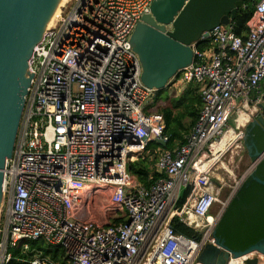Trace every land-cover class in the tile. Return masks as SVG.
Segmentation results:
<instances>
[{"label": "built area", "instance_id": "obj_1", "mask_svg": "<svg viewBox=\"0 0 264 264\" xmlns=\"http://www.w3.org/2000/svg\"><path fill=\"white\" fill-rule=\"evenodd\" d=\"M154 1L72 0L34 47V74L4 168L0 264L12 260L9 248L37 240L64 248L71 264H201L203 247L216 244L212 232L231 198L219 202L222 185L212 174L243 141L242 126L229 120L264 85V0H250L244 36L222 24L192 44L193 63L169 85L197 83L202 107L185 144L156 150L161 176L145 185L128 166L154 138L168 137L163 117L143 112L156 90L141 80L130 37ZM230 129L238 140L215 150ZM175 218L200 239L177 234ZM28 263L58 264L40 254Z\"/></svg>", "mask_w": 264, "mask_h": 264}, {"label": "water", "instance_id": "obj_2", "mask_svg": "<svg viewBox=\"0 0 264 264\" xmlns=\"http://www.w3.org/2000/svg\"><path fill=\"white\" fill-rule=\"evenodd\" d=\"M246 1L155 0L151 14L142 18L130 37V45L141 63L144 85L156 91L167 88L179 71L193 63L192 44L198 42L203 32L232 24ZM59 2L0 0V210L4 168L14 151L34 74L28 71V60ZM262 100L258 108L263 113L243 133V142L256 167L264 160V150L259 151L249 136L256 126L264 129V94ZM153 141L162 147L167 145L161 138ZM248 177L264 186L255 169ZM212 234L216 244L203 247L198 256L201 264H229L231 259H239L241 264H264V238L245 250H233L216 236L215 229Z\"/></svg>", "mask_w": 264, "mask_h": 264}, {"label": "trees", "instance_id": "obj_3", "mask_svg": "<svg viewBox=\"0 0 264 264\" xmlns=\"http://www.w3.org/2000/svg\"><path fill=\"white\" fill-rule=\"evenodd\" d=\"M254 6L247 0L238 9L234 31L238 36H244L247 31V22L251 18ZM199 48V47H198ZM264 90V85L261 87ZM176 90V88H175ZM202 107L201 91L197 83L186 85L181 94L169 93L168 87L155 92L153 99L144 108L145 115L159 114L165 122L164 135L168 137L166 150H173L186 142V137L195 124ZM249 141L256 144L259 151L264 150V129L256 126L252 129ZM227 139L220 143L226 144ZM156 143L151 142L147 151L142 157H137L128 166V172L139 182L149 185L161 175L154 170L157 161V152L154 147ZM217 150V147H216ZM255 174L264 180V160L255 168ZM188 190H184L187 195ZM122 220H114L117 224ZM201 219H197V224ZM171 227L177 234L187 238L200 239L201 233L188 227L175 218ZM216 236L225 241V244L233 250H245L264 238V186L251 177H248L238 188L231 198L216 228ZM12 260L7 264H28V261L35 255L41 253L58 264H71L68 262L64 248L46 244L43 240H37L29 244L27 250L21 247L10 249Z\"/></svg>", "mask_w": 264, "mask_h": 264}, {"label": "rangeland", "instance_id": "obj_4", "mask_svg": "<svg viewBox=\"0 0 264 264\" xmlns=\"http://www.w3.org/2000/svg\"><path fill=\"white\" fill-rule=\"evenodd\" d=\"M72 5V0H67V2L64 3L63 6H61V12L60 14L63 15L65 14L70 6ZM59 18H56L53 20V24H55L58 21ZM52 24V25H53ZM51 25V26H52ZM176 83V82H175ZM178 86L175 88H168L169 93H177L181 94V83H176ZM190 83H186L188 86ZM170 86V85H169ZM186 87V86H185ZM185 87L183 89H185ZM155 95V93H154ZM152 99L150 100V102ZM263 103L262 96L259 99V102L256 103L255 97H251L250 103H249V108H240L239 110L236 111V113L233 115L232 119L229 120V125L234 128L236 127L235 120L238 115L240 114H245L248 117V120L245 121L243 120L240 122L241 125H243L239 130H237V133H240L241 131L243 133L246 132V126L250 123L255 121L263 112L258 108V104ZM244 115V116H245ZM243 118V117H242ZM238 139H236L237 141ZM240 146L239 148H235L232 152L228 151L225 155L224 158H220L219 162L216 164V168H218L217 174L221 178L219 182L218 187L222 185V190H221V196L219 199V202L225 203L227 199L231 198L232 195H235L236 191L240 187V185L248 178L249 174L255 169V167L251 170V172L247 175L245 173L249 171V169L254 165L252 162L250 156L248 153L245 152L244 146L241 143H238ZM154 147H157V144L154 145ZM230 152V153H229ZM139 159V158H138ZM136 159V160H138ZM221 160V161H220ZM225 163L227 168H221L220 165ZM215 168V170H216ZM244 176H246L244 178ZM244 178V179H243ZM214 182H217L216 178L215 180L213 179ZM218 184V183H217ZM184 195V188L180 192V197H183ZM230 201V200H229ZM220 205V204H218ZM221 205L219 206H214L213 211L210 213L212 216H214L217 212L218 209H221ZM1 217L2 214H0V223H1ZM190 221V219H189ZM264 259V258H263Z\"/></svg>", "mask_w": 264, "mask_h": 264}, {"label": "crops", "instance_id": "obj_5", "mask_svg": "<svg viewBox=\"0 0 264 264\" xmlns=\"http://www.w3.org/2000/svg\"><path fill=\"white\" fill-rule=\"evenodd\" d=\"M178 85L176 84V83H171V85L169 86L170 88H176ZM186 85H184V84H181V92L184 90L183 88L185 87ZM263 86V85H262ZM168 87V88H169ZM199 88H200V86H199ZM262 94H264V92H263V90L261 89V91L260 90H257L255 93H253V97H255V99H260L261 98V96H262ZM245 114H240V115H238V117L236 118V119H234L235 120V123H236V127L237 128H239L240 126H243V125H241L240 124V122H242L243 121V119L245 120V121H247L248 120V117L245 115ZM243 117V118H242ZM232 135L234 136V138H232ZM238 135H237V133H236V137H235V133H234V131L230 134V136L228 137V139H227V141H230L231 140V142H236V139H238ZM238 143H240V142H238ZM242 145L244 146V149H245V152L246 153H248V150H247V148L245 147V144H244V142L242 141ZM240 146L238 145V147L237 148H239ZM157 149H163V147L161 146V145H158L157 144V148L155 149V151L157 150ZM158 152H157V157H158ZM220 167L221 168H227L226 167V164H221L220 165ZM217 171H218V168H217V170L216 171H214L213 172V174H212V177H214V178H216L218 181H220L221 180V178L218 176V174H217ZM215 180V179H214ZM113 220H116V218H114Z\"/></svg>", "mask_w": 264, "mask_h": 264}, {"label": "bare ground", "instance_id": "obj_6", "mask_svg": "<svg viewBox=\"0 0 264 264\" xmlns=\"http://www.w3.org/2000/svg\"><path fill=\"white\" fill-rule=\"evenodd\" d=\"M65 2H67V0H60L58 6L56 7L54 13H53L52 16H51L49 22L47 23L46 28L50 27V26L53 24V22H54L53 20H55L56 18H58V17L60 16V12H61V8H60V7L63 6ZM248 108H249V107H248ZM243 120H244V119H243ZM233 131H234L233 129H230L229 132L225 134V136L223 137L222 141L225 140V139H228V137L230 136V134H231ZM235 137H236V133H235ZM232 138H234L233 135H232ZM222 141H221V142H222ZM221 142H220V143H221ZM227 142H228V141H227ZM220 143L215 144V150H216V147H217V150H218V149H224V147H225L226 144H222V145L220 146ZM223 164H225V163H223ZM254 166H255V165H253V166L249 169V172L254 168ZM216 170H217V168H216ZM216 170H215V171H216ZM213 178H214V177H213ZM214 179H215V178H214ZM216 180H217V179H216ZM189 219H190V223H196V224H197V219H198V218L195 217V216L191 213V211H190V218H189ZM202 223H203V220L201 219V223H200V224H197L196 227H200V226L202 225ZM233 261L235 262V264H241V262H240L239 259H233ZM234 262L231 263V264H234Z\"/></svg>", "mask_w": 264, "mask_h": 264}, {"label": "clouds", "instance_id": "obj_7", "mask_svg": "<svg viewBox=\"0 0 264 264\" xmlns=\"http://www.w3.org/2000/svg\"><path fill=\"white\" fill-rule=\"evenodd\" d=\"M233 196H234V195H233ZM233 196H232V197H233ZM232 197H231V198H232ZM230 200H231V199H230ZM229 202H230V201H229ZM229 202H228V204H229ZM228 204H227V206H228ZM227 206H225V208H224V210H223V212H222V214H221V217H222V215H223L225 209L227 208ZM0 211H1V210H0ZM221 217H220V219H221ZM116 220H122V221H124V219H117V218H116ZM113 221H114V220L112 219L111 222H113ZM122 221H121V222H122ZM219 221H220V220H219ZM119 223H120V222H119ZM117 224H118V223H117ZM33 242H35V241H33ZM30 243H32V242H30ZM30 243H28V246H29ZM19 247H21L23 250H27V249H28V248H27V249H24L23 246H19ZM60 247H61V246H60ZM11 248H13V247H11ZM11 248H9V252H10V249H11ZM10 253H11V252H10ZM39 254L41 255V253H39ZM36 255H38V254H35L32 258H34ZM44 257H45V256H44ZM32 258H31V259H32ZM31 259H30V260H31ZM49 259H50V258H49ZM30 260H29V261H30ZM29 261H28V262H29ZM52 261H53V260H52ZM28 264H29V263H28Z\"/></svg>", "mask_w": 264, "mask_h": 264}]
</instances>
